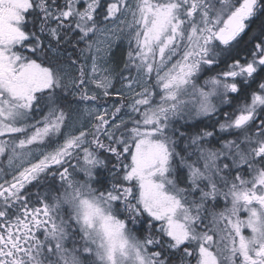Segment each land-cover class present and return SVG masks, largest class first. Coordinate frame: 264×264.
I'll use <instances>...</instances> for the list:
<instances>
[{
    "label": "snow or ice",
    "instance_id": "6c2138e0",
    "mask_svg": "<svg viewBox=\"0 0 264 264\" xmlns=\"http://www.w3.org/2000/svg\"><path fill=\"white\" fill-rule=\"evenodd\" d=\"M0 264H264V0H0Z\"/></svg>",
    "mask_w": 264,
    "mask_h": 264
},
{
    "label": "trees",
    "instance_id": "16d2710c",
    "mask_svg": "<svg viewBox=\"0 0 264 264\" xmlns=\"http://www.w3.org/2000/svg\"><path fill=\"white\" fill-rule=\"evenodd\" d=\"M116 54H117V56H119L120 55V50H117V53Z\"/></svg>",
    "mask_w": 264,
    "mask_h": 264
}]
</instances>
